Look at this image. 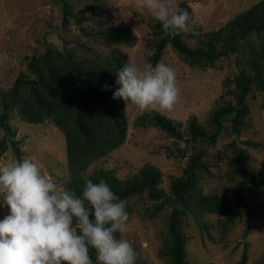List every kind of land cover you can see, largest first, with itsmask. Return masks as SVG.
<instances>
[{
	"label": "rangeland",
	"instance_id": "rangeland-1",
	"mask_svg": "<svg viewBox=\"0 0 264 264\" xmlns=\"http://www.w3.org/2000/svg\"><path fill=\"white\" fill-rule=\"evenodd\" d=\"M183 1L191 4V19L182 39L189 47L196 48L217 31L230 34L228 24L241 20L245 17L243 14L264 0H171V3L178 10ZM136 4L137 0H0V115L6 99L7 124L12 128L6 137L0 127V142L6 137L0 145V166L32 159L58 187L67 188L72 181L64 130L53 120L27 121L22 114L31 106L28 114L45 113L26 87L17 88L18 78H34L29 62L42 66L34 56L51 53L66 64L96 66L106 82L113 77L117 50L127 54L125 65L131 61L142 69L149 64L154 67L164 63L176 72L180 98L174 111L159 113L182 123L183 139L172 137L143 118L158 111L141 112L135 105L127 106L122 98L113 99L112 95L117 113L126 121V135L110 150L89 161L84 173L90 176L103 170L125 180L148 166L160 173L157 188L169 196L172 182L185 176L190 154L194 153L203 166L195 170L194 192L202 196L217 194L228 209L200 211L193 204L190 208L182 207L179 227L185 238L187 261L190 264H264V187L258 192H242L239 204L237 181L240 177L236 174L238 151L245 150L242 159L264 178V91L253 86L245 98L247 110L239 132L233 130L230 120H223L222 131L209 143L201 139L193 141L188 128L190 119L196 117L207 133L214 131L210 116L229 102L236 104L238 74L255 73L251 59L260 64L258 69L264 78V31L248 33L238 41L234 51L219 56L206 67L191 65L169 43L154 64L156 50L152 44L158 36L152 25L157 20ZM116 27L129 29L135 41L127 45L108 41L101 34ZM12 88L18 89V99ZM63 107L53 105L54 116ZM126 201L128 231L120 233L119 239L132 243L137 253L135 264H169V257L162 251L171 239V207L162 198H149L146 191ZM236 210L239 213L233 216ZM9 214L10 206L0 202V220Z\"/></svg>",
	"mask_w": 264,
	"mask_h": 264
},
{
	"label": "trees",
	"instance_id": "trees-1",
	"mask_svg": "<svg viewBox=\"0 0 264 264\" xmlns=\"http://www.w3.org/2000/svg\"><path fill=\"white\" fill-rule=\"evenodd\" d=\"M263 3L264 1L260 5L254 6L245 15L243 14L245 17L241 20L237 19L228 24L227 29H230V34L223 30L217 31L208 39L201 41V45L196 48L189 47L186 44L182 39L183 32L180 35H165L161 22L157 20L152 25L154 33L158 36L152 44L156 50L154 64L160 58L163 48L169 43L185 60L190 61L191 65L200 67L211 65L219 56L234 51L238 41L244 39L248 33L264 31ZM179 9H187L191 15V8L187 1L181 2ZM66 11L65 8V13ZM101 34L108 41L123 42L127 45L132 44L136 38L125 27H116L110 32L103 30ZM41 57L44 59L41 60ZM33 58L40 60L42 66H39L38 63L29 62L28 66L34 73V78H18L20 84L17 88L26 87L38 103L43 106L45 113L42 112L39 115L28 114V110L31 112V106L30 109H27V112L22 111V114L27 121L43 122L47 119L53 120L58 127L64 130L67 136L68 165L72 172V181L66 189L74 191L77 196H82V190L85 186L82 177L86 176L94 183H99L103 179L111 190L124 200H128L132 195L144 191L151 199H164L171 207L169 220L171 239L162 253L169 257V264H190L186 259L185 238L179 227V216L182 213V207L187 206L190 208V204H193L200 211L228 209L227 204L217 194L202 196L201 193L194 192L195 170L202 166L194 153L190 154V160L184 173L185 176L175 178L172 182L169 196L162 188H157L160 182V173L148 166L142 168L137 176L125 180H120L110 172L106 173L103 170L96 171L90 176L84 173L89 161L110 150L116 145L118 139H122L126 135V121L117 113V106L112 102V95L119 87L116 84L115 72L125 65L127 54L118 50L114 52L113 77L108 82L102 79L103 74H100L102 72L96 66L85 68L82 64L79 66L69 62L66 64L51 53L45 54V56H34ZM250 62L253 63L255 73L242 71L238 74V84L235 89L236 104L229 102L225 106L216 109L210 116L209 121L212 122L214 127L212 133H207L196 117L190 119L188 128L193 141L201 139L213 143L223 129V120H230L233 130L235 132L240 131V123L247 110L245 98L253 86L264 91V78H262L261 71L258 69L260 64L258 65L255 59H251ZM96 73L99 75H95ZM105 84L110 86L108 90H103ZM18 89L15 88L14 90L12 88L17 99L19 96ZM25 102L29 106V102L27 100ZM30 103L32 102L30 101ZM53 105H64L67 110L64 107L59 108V112L55 113L54 116ZM3 107V112L0 115V127L5 130L7 137L12 132V128L7 124L9 105L6 99L3 101ZM71 110L73 114H70ZM68 112L70 116L67 114ZM143 118L149 120L147 123L161 128L172 137L183 139L181 122L170 119L159 112L146 114ZM67 120H70V122ZM6 137L0 142L1 146L5 143ZM15 150L19 152L18 148H15ZM238 152L236 174L239 175L240 179L237 181V197L239 204H241V193L245 190L258 192L260 188L264 187V178L242 159L241 156L246 154L245 150ZM238 213L239 210H236L232 212V215L235 216ZM119 234L120 232L114 233L116 239H119ZM89 254L93 263H97L95 250L90 248Z\"/></svg>",
	"mask_w": 264,
	"mask_h": 264
},
{
	"label": "clouds",
	"instance_id": "clouds-1",
	"mask_svg": "<svg viewBox=\"0 0 264 264\" xmlns=\"http://www.w3.org/2000/svg\"><path fill=\"white\" fill-rule=\"evenodd\" d=\"M136 6L161 22L165 35L188 31L189 11L177 10L171 0H137ZM115 74L120 87L113 99L122 98L141 112L174 111L180 88L173 68L158 63L141 69L129 61ZM82 179L85 186L77 196L58 187L32 159L0 166V202L10 206V214L0 220V264H93L90 248L97 264H135L132 243L114 236L128 231L127 201L103 179Z\"/></svg>",
	"mask_w": 264,
	"mask_h": 264
},
{
	"label": "bare ground",
	"instance_id": "bare-ground-1",
	"mask_svg": "<svg viewBox=\"0 0 264 264\" xmlns=\"http://www.w3.org/2000/svg\"><path fill=\"white\" fill-rule=\"evenodd\" d=\"M7 116V115H6ZM239 132V131H238Z\"/></svg>",
	"mask_w": 264,
	"mask_h": 264
}]
</instances>
